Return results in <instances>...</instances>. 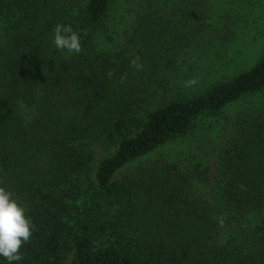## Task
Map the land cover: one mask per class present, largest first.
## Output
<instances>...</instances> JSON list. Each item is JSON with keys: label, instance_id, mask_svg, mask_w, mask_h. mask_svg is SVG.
<instances>
[{"label": "trees", "instance_id": "obj_1", "mask_svg": "<svg viewBox=\"0 0 264 264\" xmlns=\"http://www.w3.org/2000/svg\"><path fill=\"white\" fill-rule=\"evenodd\" d=\"M117 1L0 0V187L35 225L19 264H264V51L178 90L170 75L208 29L203 3L133 0L116 41ZM58 23L80 34L79 54L54 47ZM247 101L213 173L196 157L141 163Z\"/></svg>", "mask_w": 264, "mask_h": 264}, {"label": "rangeland", "instance_id": "obj_2", "mask_svg": "<svg viewBox=\"0 0 264 264\" xmlns=\"http://www.w3.org/2000/svg\"><path fill=\"white\" fill-rule=\"evenodd\" d=\"M144 1L146 4L149 0ZM200 2L208 16V29L201 39L180 56L176 70L170 75L171 84L178 90L197 92L218 80L234 76L254 65L264 51V0ZM114 10L111 17L112 31L115 32V40L121 41L127 25L134 20L133 0H118ZM228 19L230 23H227ZM226 24L231 25L232 38L229 42L223 41ZM253 109L251 101H247L228 108L220 117L202 119L187 137L157 151L141 163L146 165L160 157L175 156L184 161H193V157H196L195 160L209 165L213 173L217 154L229 141L237 116ZM97 154L102 160L110 157L113 150L97 149ZM124 173L125 170L118 177Z\"/></svg>", "mask_w": 264, "mask_h": 264}, {"label": "clouds", "instance_id": "obj_3", "mask_svg": "<svg viewBox=\"0 0 264 264\" xmlns=\"http://www.w3.org/2000/svg\"><path fill=\"white\" fill-rule=\"evenodd\" d=\"M52 43L58 51L79 54L82 50L81 36L71 25L58 23L53 29ZM138 70L142 65L138 58L131 62ZM112 73H109L111 76ZM28 209L14 196V193L0 187V258L7 264H19L24 257L20 249L29 242L35 225Z\"/></svg>", "mask_w": 264, "mask_h": 264}]
</instances>
